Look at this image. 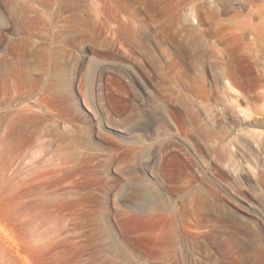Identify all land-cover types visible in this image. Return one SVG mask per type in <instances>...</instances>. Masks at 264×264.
<instances>
[{"label": "rangeland", "instance_id": "1", "mask_svg": "<svg viewBox=\"0 0 264 264\" xmlns=\"http://www.w3.org/2000/svg\"><path fill=\"white\" fill-rule=\"evenodd\" d=\"M248 3L0 0V264H219L264 246Z\"/></svg>", "mask_w": 264, "mask_h": 264}, {"label": "bare ground", "instance_id": "2", "mask_svg": "<svg viewBox=\"0 0 264 264\" xmlns=\"http://www.w3.org/2000/svg\"><path fill=\"white\" fill-rule=\"evenodd\" d=\"M248 6H249V8L251 9V13H250V17H252V16H256V17H258L259 19H260V22H262V24H264V13L261 11V9L259 8V6H258V4H254L253 2H252V0H249V3H248ZM253 12H255V13H253ZM252 24V23H251ZM258 24V23H257ZM255 25V24H254ZM244 26V25H243ZM251 26L252 25H248L247 26V24H246V27L244 26L243 27V29H241L242 30V34L241 35H243V37H246L249 41H248V43H246V45H245V48H244V52H243V58L249 63V65L250 66H252V67H255L256 69H257V72H258V78H263L262 80H259V81H262L260 84L262 85V83L264 82L263 80H264V60H262V59H260V56L261 55H259V54H257L258 52H256V49H258L257 47L255 48L254 46H256L255 44H257V43H255L256 41V35L259 33L258 32V30H259V28H260V25H259V28H258V30L257 31H253V29L251 28ZM255 27V26H254ZM242 28V27H241ZM262 28H264V25H262ZM255 29V28H254ZM240 30V31H241ZM260 31H262V30H260ZM256 32V33H255ZM264 32V31H263ZM256 34V35H255ZM261 34H263V33H261ZM261 34H258V35H261ZM264 36V35H263ZM258 37V36H257ZM263 39H264V37H263ZM246 42V41H245ZM260 43V42H259ZM258 43V44H259ZM254 44V45H253ZM251 45H252V47H251ZM260 45V44H259ZM263 45V44H262ZM261 45V47H263ZM261 50V49H260ZM263 52V51H262ZM260 54H262V56H263V53H260ZM261 56V57H262ZM263 58V57H262ZM262 60V61H261ZM255 69V70H256ZM224 74V73H223ZM256 75V76H257ZM220 76H222V74L220 75ZM215 77V76H214ZM223 77V76H222ZM220 80V79H219ZM258 81V82H259ZM219 82H221V84H219V85H221L223 88H228L229 90H231L230 88H232V90L234 91V88L231 86V83L229 82V80H228V78L227 77H225L224 76V78H223V80H221V81H219ZM257 82V83H258ZM259 84V85H260ZM263 85H264V83H263ZM221 88V87H220ZM260 90H262V91H260L259 92V95L258 96H264V89H262V88H264L263 86H260ZM229 90L227 91V92H229ZM222 91H223V89H222ZM227 92H225V90L222 92V93H224V95H225V97H226V95L228 94ZM236 92V91H235ZM261 92H263L262 93V95H260L261 94ZM225 93H227V94H225ZM230 93V92H229ZM232 93V92H231ZM258 93V92H257ZM222 95V94H221ZM233 95H236L235 93L233 94ZM240 95V94H239ZM231 96V95H230ZM238 96V95H237ZM254 96V95H253ZM257 96V95H256ZM222 97H223V95H222ZM227 97H228V100H230L231 99V97H229V94L227 95ZM233 97V96H232ZM221 99V98H220ZM236 99H237V97H236ZM224 100V99H223ZM259 100V99H258ZM264 101V100H263ZM235 102H237V100H235ZM238 103V102H237ZM226 104H228V103H226ZM232 105V104H231ZM230 105V106H231ZM240 105V104H239ZM210 106V105H209ZM212 106V105H211ZM236 106V105H235ZM239 107V106H238ZM202 109V108H201ZM243 110V109H242ZM248 110V109H247ZM216 111V110H215ZM241 112H243V111H241ZM252 112V111H251ZM250 115V114H249ZM247 117V116H246ZM249 117V116H248ZM213 118V117H212ZM204 119V118H203ZM197 121V120H196ZM257 121V120H256ZM208 122V121H207ZM206 124V123H205ZM209 127V126H208ZM243 129V128H242ZM223 130V129H222ZM251 130V129H250ZM226 131V130H225ZM224 132V131H223ZM251 132V131H250ZM258 132V131H257ZM220 134V133H219ZM254 134V133H253ZM252 135V134H251ZM219 137V136H218ZM253 137V136H252ZM245 138V137H244ZM218 139V138H217ZM242 139V138H241ZM236 140V139H235ZM239 140H240V138H239ZM248 140V139H247ZM246 140V141H247ZM241 141V140H240ZM246 141H245V145L246 144H249V143H246ZM243 142V141H242ZM241 142V143H242ZM240 143V142H239ZM181 144V143H180ZM179 145V144H178ZM237 145H238V143H237ZM242 145V144H241ZM244 145V146H245ZM250 145H251V143H250ZM219 146V145H218ZM223 146V145H222ZM227 147V146H226ZM231 147V146H230ZM240 147V146H239ZM242 147V146H241ZM217 148H219V147H217ZM220 148H221V146H220ZM242 148H244V147H242ZM241 148V149H242ZM252 145H251V147L249 148L250 149V153H251V151H253L252 149ZM232 150V149H231ZM214 152V151H213ZM240 153V152H239ZM247 153V152H246ZM229 154V153H228ZM254 154V153H253ZM252 154V155H253ZM251 156V155H250ZM235 159V158H234ZM231 160V159H230ZM253 160V159H252ZM247 161V160H246ZM254 162V161H253ZM231 164V163H230ZM233 165V164H232ZM251 165V164H250ZM250 165H249V167H250ZM248 167V166H247ZM256 168V167H255ZM235 169V168H234ZM247 169V168H246ZM249 169V168H248ZM247 174V173H246ZM252 174V173H251ZM188 180V179H187ZM260 245V244H259ZM257 247H258V245H257ZM219 264H264V246H262L260 249H257L256 251H253V252H251V253H246V254H242V252H240L238 249L237 250H235V249H233V250H230V251H223V253H222V257H221V260H220V263Z\"/></svg>", "mask_w": 264, "mask_h": 264}]
</instances>
